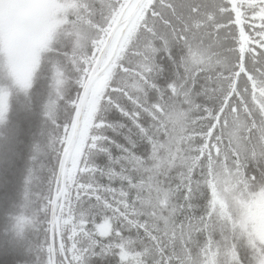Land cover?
Segmentation results:
<instances>
[{
    "label": "snow or ice",
    "instance_id": "snow-or-ice-1",
    "mask_svg": "<svg viewBox=\"0 0 264 264\" xmlns=\"http://www.w3.org/2000/svg\"><path fill=\"white\" fill-rule=\"evenodd\" d=\"M264 0H0V264H264Z\"/></svg>",
    "mask_w": 264,
    "mask_h": 264
},
{
    "label": "rangeland",
    "instance_id": "rangeland-1",
    "mask_svg": "<svg viewBox=\"0 0 264 264\" xmlns=\"http://www.w3.org/2000/svg\"><path fill=\"white\" fill-rule=\"evenodd\" d=\"M256 211L258 214L264 215V197L260 198L257 201Z\"/></svg>",
    "mask_w": 264,
    "mask_h": 264
}]
</instances>
